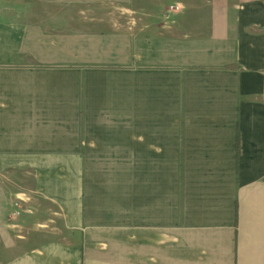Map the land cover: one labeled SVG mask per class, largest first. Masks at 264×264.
Here are the masks:
<instances>
[{"label": "crops", "instance_id": "obj_1", "mask_svg": "<svg viewBox=\"0 0 264 264\" xmlns=\"http://www.w3.org/2000/svg\"><path fill=\"white\" fill-rule=\"evenodd\" d=\"M0 264H264V0H0Z\"/></svg>", "mask_w": 264, "mask_h": 264}, {"label": "built area", "instance_id": "obj_2", "mask_svg": "<svg viewBox=\"0 0 264 264\" xmlns=\"http://www.w3.org/2000/svg\"><path fill=\"white\" fill-rule=\"evenodd\" d=\"M174 8L176 9L178 7L177 6H174V5H171V7H170L169 10L174 9ZM23 197H24V195H23ZM23 197L22 196L21 197H18V200L15 202V210L12 213V216L13 217H17V216H19L22 213V210H21V201L24 200Z\"/></svg>", "mask_w": 264, "mask_h": 264}]
</instances>
